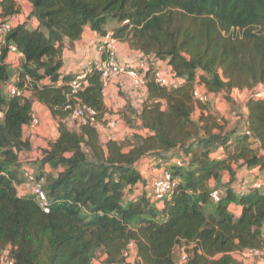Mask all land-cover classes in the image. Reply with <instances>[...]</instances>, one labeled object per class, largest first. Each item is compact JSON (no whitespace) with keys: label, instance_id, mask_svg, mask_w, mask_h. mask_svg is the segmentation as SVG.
Returning a JSON list of instances; mask_svg holds the SVG:
<instances>
[{"label":"trees","instance_id":"trees-1","mask_svg":"<svg viewBox=\"0 0 264 264\" xmlns=\"http://www.w3.org/2000/svg\"><path fill=\"white\" fill-rule=\"evenodd\" d=\"M24 1L25 21L0 39V264L4 254L13 264H93L99 255L103 264H129L123 252L132 241L137 264H176L181 250L186 264H259L242 253L264 247V188L242 190L237 175L244 167L264 171V97L248 98L243 108L232 92L264 86V0ZM22 8V0H0V18ZM86 26L100 36L111 28L114 39L128 42L139 57L166 62L172 77L183 80L160 86L145 71L141 108L125 110L136 131L122 140L103 141L98 130L111 119L101 81L106 55L89 65L78 95L97 122L70 127L65 121L74 75L62 72L63 49ZM12 45L18 58L7 61ZM11 79L29 94L8 96ZM198 85L221 94L231 110L238 107V121L246 120L251 135L232 127L211 102L198 101ZM36 101L58 120L59 134L32 156L25 129ZM148 157L168 163L179 180L163 202L153 201L143 178L140 165ZM30 164L44 179L49 212L33 194L18 192ZM224 173L227 182L220 181ZM214 190L222 195L218 203Z\"/></svg>","mask_w":264,"mask_h":264},{"label":"built area","instance_id":"built-area-1","mask_svg":"<svg viewBox=\"0 0 264 264\" xmlns=\"http://www.w3.org/2000/svg\"><path fill=\"white\" fill-rule=\"evenodd\" d=\"M22 16V17H21ZM27 17V16H24ZM23 14L20 13L15 15L12 18H0V39L3 40L6 35L12 30L16 25L23 23L25 18ZM115 39L113 38V34L106 35V42L102 46H100V50H102L106 54V59L101 63L100 68L102 70L101 81L103 84V96H107V87L113 81V79L120 75H127L130 79L131 88L134 91L139 93H145L147 91V79L145 77V71L152 70V75L154 81L160 85L165 87H176L180 83L183 82L182 79L173 78V74L170 68L165 64L163 65V61L151 58L149 56L139 57V67H130L129 65L122 64L118 60L117 51L113 45ZM9 53L18 54L15 46L9 47ZM17 58L14 59L16 61ZM162 62V63H161ZM87 71L76 74L71 82H70V102L67 105L66 109L70 111V116L68 119L77 121L80 123H93L97 122L96 112L89 105L85 104L83 101L78 98L79 93L85 88L87 84ZM28 80L26 85L28 84ZM25 85V86H26ZM263 86V85H262ZM5 91L8 96H27L29 91L21 88L14 79L5 83ZM249 97H264V90L254 88L249 91ZM194 97L203 103L211 102V108L213 111H216V104L214 101V96L210 93H207L203 90L201 86H196L194 90ZM74 98V99H73ZM247 98V99H248ZM3 117V112L0 111V118ZM40 118L39 116L33 112L30 124L28 127L31 129H35L40 126ZM106 128L108 130L107 139L118 140L116 135L113 134L112 129L116 127V121L112 118L109 119L106 123ZM242 128L247 135H251V132L247 129L246 120L242 121ZM175 163L178 166H183L184 161L182 159H176ZM27 182L31 185L32 194L36 197L40 207L45 211H50V202L48 196L44 190V179L38 180L35 174L32 171L26 170L24 173ZM179 180L175 178L172 172L168 168H165L153 181L150 191L153 197L154 202H163L165 199H168L172 196L174 190L178 185ZM252 188H264V175L257 176L253 183L251 184ZM211 198L213 203H218L221 198V192L218 190H214L211 193ZM123 256L127 263L129 264H137L140 260L138 256V251L136 248V244L134 241L130 242L128 247L123 252ZM243 257L246 258H258L261 262L264 263V247L261 248H253L247 249L242 253ZM187 255L182 251L179 254L178 261L176 264H186L187 263ZM3 264H13V259L7 257L4 254Z\"/></svg>","mask_w":264,"mask_h":264},{"label":"crops","instance_id":"crops-1","mask_svg":"<svg viewBox=\"0 0 264 264\" xmlns=\"http://www.w3.org/2000/svg\"><path fill=\"white\" fill-rule=\"evenodd\" d=\"M23 1L24 0H22V2ZM28 9L30 10L29 4ZM22 14L24 17L29 13L26 14V11L24 10V8H22ZM33 26H35V23H33ZM109 34H113L111 28L108 30L106 35ZM106 35L100 36L96 32L92 31L89 26H86L82 37L79 40L75 41L73 44H70L68 41H66L63 49L64 66L62 68V72L73 73V75L75 76L78 73L86 71L92 62H98L99 60H101L103 55H106L102 50H100V46H102L106 42ZM113 45L117 51L118 60L122 64L129 65L130 67H139L140 55L136 50L130 47L128 42L118 41L115 39ZM15 58H18V54L9 53L7 61H14ZM162 64L165 65L166 62L163 61ZM240 92L243 91L235 89L232 92V97L238 105L244 104L243 108H245L247 99L244 102V100H239L236 97ZM146 95L147 93H139L131 88L130 79L127 75H120L115 77L113 81L108 85L105 102L109 112L106 115V119L112 118L116 121V127L112 129V132L117 136L118 140L125 139L136 131L126 123V106L128 104H132L135 108L140 109L143 100L146 98ZM214 98L216 111H218L222 117H225V119L229 121L232 127L238 125V127L241 128L242 122H239L238 118L236 120V118L234 119L232 115H230L231 104L227 102L221 94H219L218 96H214ZM33 112H35L39 116L41 123L40 126L35 129L27 127L25 129V136L29 137L33 142L34 151H38L42 148H47L49 143L51 141H54L58 137L59 124L58 120L51 115L50 110L45 105L37 101L34 102ZM199 112L200 110L197 109L196 114H200ZM130 118L133 120L136 119L133 114L130 115ZM55 125L57 126V128H55ZM105 125L106 124L104 123L98 126V130L103 141H106L108 134V130ZM39 134L44 138H48V142L43 144V146L38 144L36 141V137ZM37 151L35 152V154L38 153ZM168 166V163H165L164 161L158 160L154 157H148L142 160L140 169L143 178L147 181V187L149 189L151 188L154 179L165 168H168ZM239 172L240 173H238L237 178L240 180V182H237V187L242 190H246L247 187H251V184L257 176L264 175V171H261L258 168L247 170V167H244L240 169ZM229 179L230 175L228 173H224L220 181L227 182L229 181ZM216 184H218V181H211V185L214 186ZM17 188L21 196L32 194L31 185L27 182L19 184ZM230 209L237 215L241 212V208L236 204H232L230 206ZM179 254L180 252L178 253V256ZM105 258L106 257L104 255H99L93 264H103V260ZM259 264L264 263L259 261Z\"/></svg>","mask_w":264,"mask_h":264},{"label":"rangeland","instance_id":"rangeland-1","mask_svg":"<svg viewBox=\"0 0 264 264\" xmlns=\"http://www.w3.org/2000/svg\"><path fill=\"white\" fill-rule=\"evenodd\" d=\"M22 4H23V8H24V10L26 11V14L27 13H29V9H28V3L26 2V1H23L22 2ZM25 19H26V17H24ZM256 89H261V91H263L264 90V86H262V85H259L258 87H256ZM241 94H244V95H241ZM249 91H243V92H240L239 93V95H237L236 97L239 99V100H244V102L246 101V99L249 97ZM242 107L244 106V104L242 105V104H240ZM236 111V112H235ZM238 111V107L237 108H235V107H233V109L231 110L230 109V115H232V117L235 119L236 118V120H237V113H239V112H237ZM200 113V112H199ZM199 116V114H196V115H194V118H197ZM239 119V118H238ZM66 121V123L70 126V127H75L76 125H77V121H73V120H69V119H66L65 120ZM235 127H238V125H235ZM55 128H57V126L55 125ZM117 137V136H116ZM36 141H37V143L38 144H40L41 146H43V144H45L46 142H48V138H44L42 135H38L37 137H36ZM40 148H42V147H40ZM37 151V150H36ZM36 151H33L32 153H31V155L32 156H35L36 154H35V152ZM34 158V157H33ZM31 166L27 169V170H29V171H32L33 173H36V166L35 165H32V164H30ZM47 170L48 171H50V167L48 166L47 167ZM242 172V171H241ZM238 173H240L239 171H238ZM222 178V177H221ZM220 182V181H219ZM238 182H240V180L238 179ZM180 253L182 252V250L181 251H179ZM246 261H247V263H253V262H256V259L255 258H246Z\"/></svg>","mask_w":264,"mask_h":264}]
</instances>
